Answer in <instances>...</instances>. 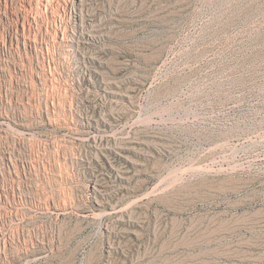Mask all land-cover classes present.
Segmentation results:
<instances>
[{"label":"rangeland","instance_id":"1","mask_svg":"<svg viewBox=\"0 0 264 264\" xmlns=\"http://www.w3.org/2000/svg\"><path fill=\"white\" fill-rule=\"evenodd\" d=\"M0 264H264V0H0Z\"/></svg>","mask_w":264,"mask_h":264}]
</instances>
